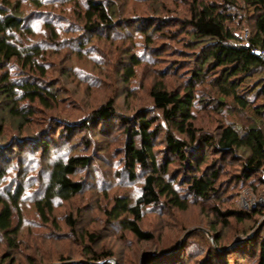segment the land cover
Listing matches in <instances>:
<instances>
[{
    "label": "rangeland",
    "instance_id": "rangeland-1",
    "mask_svg": "<svg viewBox=\"0 0 264 264\" xmlns=\"http://www.w3.org/2000/svg\"><path fill=\"white\" fill-rule=\"evenodd\" d=\"M18 1L22 3V0ZM40 1L43 2L41 7L23 2L22 11L32 35L20 41L38 43L46 52L44 61L48 68L42 82L57 92L58 101L53 109L35 103L33 121L24 132L30 136L17 139L14 149L8 146L6 153L0 149V168L7 170L1 188L6 191L21 182L25 189L20 203L23 228L18 236L19 246L10 249L8 241L0 235V264H30L34 259H42L39 262L43 264H61L63 262L58 260L61 254L71 256L72 262L93 264L83 254L87 246L95 251L113 252L112 256L96 264H161V258L157 260L156 257L167 249L163 257H171L172 262L253 264V248L241 246L244 241L241 231L252 229L254 225L255 230L249 237L253 238L260 229L259 234L264 236V215L250 220L244 219L243 212L264 211V182L259 179L264 175L256 174L246 181H236L235 174L234 177L222 176L221 181L228 185L224 184L217 200H190L187 209L168 207L165 198L158 204L146 206L140 227L154 234L151 241L140 240L104 214L105 208L111 207L118 196H125L131 202L137 200L146 176V172L139 169L132 180L124 170L122 149L127 138L126 128L134 126L133 120L139 115H160L150 94L153 86L162 82L167 88L182 93L192 77V70L197 67L202 43L191 42V30L184 23L190 15L189 0H111L117 24L115 27L101 26L95 32L86 31L82 16H78L85 7L80 0ZM232 11L238 13V18L229 25L241 35L242 29L250 25V20L247 21L250 10ZM48 22L58 33L56 42L49 39ZM145 28L152 38L149 43L141 32ZM131 55H135L139 63L133 68L134 74L131 77L128 74L126 79L124 68L132 65ZM12 71L15 77L20 75L18 69ZM217 73V70H204V80L194 87L196 98L192 107L195 125L201 127L203 133L213 135H218L225 125L241 128L253 122L251 110L240 109L231 97L223 98L225 103L220 104L218 88L211 82ZM263 76L264 71L260 70L246 79L250 101H259L255 92ZM109 98L115 99V113L111 118L93 123L89 130L76 129V134L62 135V130L65 131L73 118L87 116ZM166 128L163 123L155 141L159 159L169 155L164 141ZM30 137L38 145L33 142L21 144ZM41 139L44 142L59 141L60 145L53 146L51 141L50 150L45 152ZM90 139L88 144L86 141ZM72 145L75 154L91 158L90 164L74 175L75 179L84 182V189L72 200L55 202L50 220L44 221L35 208L36 200L43 195L53 160L64 156L63 152ZM203 151L211 152V148ZM220 157V153L211 156L212 159ZM228 157L225 169L238 173L241 170L239 160L235 156ZM169 167L170 175H177L181 169L178 163ZM181 179L178 175L175 184L180 195L185 197ZM214 205L221 210L234 209L242 213L230 218L229 226H223L212 211ZM68 215L76 221L75 230L67 225ZM17 220L15 217V222ZM212 224H216V229L223 235L219 244L215 242ZM88 233L94 234L95 240H90ZM174 250L177 253L173 255ZM155 253L157 255L152 256Z\"/></svg>",
    "mask_w": 264,
    "mask_h": 264
},
{
    "label": "trees",
    "instance_id": "trees-1",
    "mask_svg": "<svg viewBox=\"0 0 264 264\" xmlns=\"http://www.w3.org/2000/svg\"><path fill=\"white\" fill-rule=\"evenodd\" d=\"M24 1L36 4L37 7L43 6L40 0H22V3L18 0L15 3L11 0H0V149L4 150L3 153H6L8 146L14 149L17 139L30 136L24 135V132L28 131L27 127L33 121L35 103L50 109L53 105L56 107L55 102L58 101L57 92L42 82L48 68L44 61L46 52L38 43L25 44L20 41L21 38L32 35L27 17L22 11ZM79 2L85 5L81 11L82 15L78 16H82L86 31L95 32L94 30L101 26H116L113 1ZM189 3L190 15L184 23L191 30V42L202 43L201 53L196 59L197 67L192 70V77L182 93L167 88L162 82L152 87L150 94L160 115L137 116L133 120L134 126L126 128L127 138L122 149V163L130 179L136 178L139 169L146 172L141 194L134 202L125 196H118L114 199V204L104 210L108 219L118 221L124 229L140 240L154 239L151 231L140 227L146 206L158 204L165 198L168 207L187 209L190 200H217L226 184L221 181L222 176L234 177L235 174L236 181H246L256 174L264 175V76L257 84L255 92L258 102L249 100L250 88L245 84L251 74L264 71V0H189ZM233 9L250 10L247 14L250 25L242 29L241 35H237L229 25L238 18V13L232 11ZM46 26L49 29V39L55 41L58 33L54 25L48 22ZM148 28L142 29L141 32L149 43L152 38L149 37ZM158 30L159 28L155 31ZM246 41L249 43L247 46ZM129 60L132 65L124 68L126 79L128 74L130 77L134 74L133 68L139 63L135 55H131ZM13 69H18L20 75L15 77ZM204 70L218 71L211 82L212 86L218 88L220 104L225 103L223 98L231 97L240 109L251 110L252 123L241 128L225 125L218 135L203 133L201 127L195 125V115L192 111L196 98L194 87L204 80ZM114 113L115 99L109 98L93 108L87 116L73 118V121L65 126V131L62 130V135L66 133L71 136L78 131L89 130L93 123L105 121ZM163 123L167 126L164 141L169 155L161 158V161L155 153V141ZM170 126L172 128H169ZM12 127L13 129H10ZM178 134H183L184 137ZM24 140L27 141H22L23 145L33 142L34 138ZM51 141H41L45 145L43 151L50 150ZM90 141L91 139L86 142L89 144ZM52 142L53 146L60 145L59 141ZM74 148L72 145L71 149L63 152L64 156L55 158L50 165L43 195L35 203V208L44 221L50 220L55 202L72 200L84 189V182L75 179L74 175L79 169L86 168L91 158L84 154H75ZM208 148H211V152L203 151ZM213 153H220L222 157L212 159ZM229 155L239 160L241 170L238 173H230L225 169ZM173 163L180 165L181 169L177 175H170L169 166ZM20 175L19 173L18 176ZM178 175L182 176L180 183L185 186V197L180 195L175 184ZM6 176V168H0V235L8 241L10 249H15L19 246L18 236L23 228L20 203L25 189L23 190V184L20 182L15 188L5 191L1 184ZM259 179L264 182L263 176ZM212 211L216 218L221 219L223 226H229L230 218L242 213L234 209L221 210L216 205L212 207ZM243 214L244 219L251 220L255 216H263L264 211L253 209L252 212L244 211ZM15 217L18 218L17 222ZM67 225L75 230L76 221L72 215L67 216ZM211 228H214L215 242L219 244L223 238L221 230L216 229V224H212ZM254 230L253 225L252 229L241 231L244 235L241 246H252L253 264H264V236L259 234L262 232L260 229L250 238L249 235ZM88 236L92 241L96 238L94 234L88 233ZM219 247L223 248V245ZM166 251L168 249L152 256L161 258V264H187L183 261L172 262L171 257H163V252ZM83 252L93 264L113 255L112 251H95L90 246L85 247ZM175 253L177 251L174 250L173 255ZM41 260L34 259L30 264H43L39 262ZM58 260L63 262L61 264H84L77 260L72 262L71 256L62 254Z\"/></svg>",
    "mask_w": 264,
    "mask_h": 264
},
{
    "label": "built area",
    "instance_id": "built-area-1",
    "mask_svg": "<svg viewBox=\"0 0 264 264\" xmlns=\"http://www.w3.org/2000/svg\"><path fill=\"white\" fill-rule=\"evenodd\" d=\"M247 32H248V31H246V35H247ZM248 44H249V43L246 41V42H245V45L247 46Z\"/></svg>",
    "mask_w": 264,
    "mask_h": 264
}]
</instances>
